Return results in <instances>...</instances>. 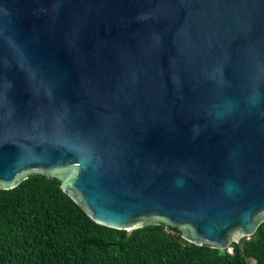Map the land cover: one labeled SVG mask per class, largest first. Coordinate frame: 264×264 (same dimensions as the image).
I'll list each match as a JSON object with an SVG mask.
<instances>
[{
  "label": "water",
  "instance_id": "water-1",
  "mask_svg": "<svg viewBox=\"0 0 264 264\" xmlns=\"http://www.w3.org/2000/svg\"><path fill=\"white\" fill-rule=\"evenodd\" d=\"M34 174L128 234H255L264 0H0V189Z\"/></svg>",
  "mask_w": 264,
  "mask_h": 264
},
{
  "label": "trees",
  "instance_id": "trees-1",
  "mask_svg": "<svg viewBox=\"0 0 264 264\" xmlns=\"http://www.w3.org/2000/svg\"><path fill=\"white\" fill-rule=\"evenodd\" d=\"M232 250L188 241L165 224L128 234L96 222L58 178L0 189V264H264V222Z\"/></svg>",
  "mask_w": 264,
  "mask_h": 264
},
{
  "label": "built area",
  "instance_id": "built-area-1",
  "mask_svg": "<svg viewBox=\"0 0 264 264\" xmlns=\"http://www.w3.org/2000/svg\"><path fill=\"white\" fill-rule=\"evenodd\" d=\"M230 250H232V248Z\"/></svg>",
  "mask_w": 264,
  "mask_h": 264
}]
</instances>
